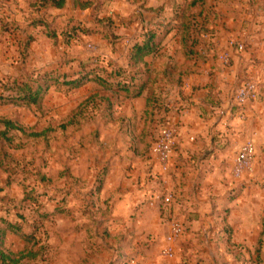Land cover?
I'll use <instances>...</instances> for the list:
<instances>
[{
	"label": "rangeland",
	"instance_id": "rangeland-1",
	"mask_svg": "<svg viewBox=\"0 0 264 264\" xmlns=\"http://www.w3.org/2000/svg\"><path fill=\"white\" fill-rule=\"evenodd\" d=\"M251 1L67 0L59 15L42 0H0V121L21 128L0 136V254L16 261L0 255V264H264V136L252 140L250 177L234 176L243 143L231 148L228 142L219 168L187 166L191 181L183 187L190 200L173 196L162 179L167 187L159 191L163 207L157 215L140 211L150 200L138 193L150 183L143 185L136 174L156 162L151 148L171 124L160 117L161 104L149 105L140 119L123 108L137 92L144 67V59L130 65L134 44L152 32L156 50L149 56H158L163 68L169 60L227 68L225 50L211 48L200 57L189 52L204 48L200 39L208 46L221 40L238 52L242 27L236 20L253 15ZM143 15L146 25L140 23ZM169 47L175 57H165ZM75 80L78 87L68 84ZM88 84L96 91L92 100L80 93ZM25 87L40 90L37 104L18 101ZM130 87L132 94L123 89ZM202 157L205 162L210 153ZM112 166L115 175L107 179ZM198 168L201 180L194 184ZM215 180L222 197L207 199L218 190ZM172 222L182 234L168 258L161 251Z\"/></svg>",
	"mask_w": 264,
	"mask_h": 264
},
{
	"label": "crops",
	"instance_id": "crops-1",
	"mask_svg": "<svg viewBox=\"0 0 264 264\" xmlns=\"http://www.w3.org/2000/svg\"><path fill=\"white\" fill-rule=\"evenodd\" d=\"M260 2L252 0L250 4H255L254 9L256 10H253V15L236 20L242 27V30L239 31V37L244 46L242 52H231L221 40L218 41L221 43L220 46L216 44L208 46V41L205 42L203 39H200V43L202 41L201 46H204L205 49L202 47V50L189 52L200 57V55L205 54L206 56V53L212 52L211 48L217 54H221L222 50H225L224 52L230 56V66L227 68H211L205 64L199 67V64L194 66V62L190 63L187 60V63L181 66L180 64L184 62H172L169 59V63L163 68L155 62L158 56L144 58V67L140 71L141 83L135 93L137 95H133L132 99H126L123 108L127 113H132V119L136 114L140 119L148 114L149 105L161 104L163 111H158V113L161 118H164L168 124L175 128L176 140L167 174L162 173L157 163L152 162L153 160L142 165L140 173L136 174V176H141L140 181L143 182V185L145 181L150 183L149 187L138 193L142 195L141 199L150 200L149 203L142 205L140 211L160 213L163 206L159 201L161 197H159V191L162 190V187H167L166 185L162 186V179L168 182V188L172 195L174 193L182 194L181 196L190 200L187 197L188 191L183 187L191 181V176L185 172L189 163L196 162L195 168H202V163H210L211 171L213 167L215 169L220 167L218 157L228 142H230L231 148L239 147L242 143L250 142V140L253 143L257 136H264V11L261 12L264 9V1L262 0L261 5ZM259 5L262 9H258ZM68 6L66 0L62 8L47 7L49 12L60 15V11ZM140 21L142 25H146L149 18L147 15H143ZM247 26H254L255 30L249 33L248 28L247 33L246 30H243ZM246 33L249 36L245 37ZM163 53L165 57L171 58L176 55L175 50L170 47L164 49ZM239 79H253L259 87V101L244 106V118L242 119L238 116L239 107L232 101V92ZM92 89V84L84 86L80 90V93H84L83 98L87 96L92 100L93 95L96 94V91H92ZM126 92L134 93L132 87L128 88ZM152 113L154 116L158 114L156 111ZM171 125L170 127H172ZM204 152L210 153V158L205 162L200 161ZM213 159L215 162L212 161ZM200 168H198V174L193 178L194 184L201 180L197 178L200 175ZM127 169L125 167L123 173ZM115 171L116 168L112 166L108 171L107 179L115 175ZM183 174H185V178L188 176L187 180L183 179ZM175 184L179 186L178 192L175 189ZM214 185L218 187V190L213 189V194L207 199L214 200L215 197L217 199L222 197L221 183L215 180ZM196 186L198 188V185ZM150 187H153L155 191H151ZM200 193H197L198 196ZM197 194L194 197L195 203L199 200ZM214 214L217 215V213ZM237 243L246 245L245 242ZM218 245L220 244L213 243L214 249H217Z\"/></svg>",
	"mask_w": 264,
	"mask_h": 264
},
{
	"label": "built area",
	"instance_id": "built-area-1",
	"mask_svg": "<svg viewBox=\"0 0 264 264\" xmlns=\"http://www.w3.org/2000/svg\"><path fill=\"white\" fill-rule=\"evenodd\" d=\"M243 44H237L236 50L242 52ZM224 63H228V56L224 54L222 57ZM259 97L258 84L253 80L242 81L232 94L233 103L239 107L238 116L244 118L243 108L248 103L255 102ZM176 140V132L169 125H164L160 130L156 142L151 148L153 155L161 172H167L169 168V160L171 158ZM255 156V146L252 142L242 144L235 156L233 174L236 178L250 177L253 173V160ZM169 202L168 198L164 199ZM182 227L177 222H172L166 237L167 245L162 249L161 253L165 257L172 256V244L181 236Z\"/></svg>",
	"mask_w": 264,
	"mask_h": 264
},
{
	"label": "trees",
	"instance_id": "trees-1",
	"mask_svg": "<svg viewBox=\"0 0 264 264\" xmlns=\"http://www.w3.org/2000/svg\"><path fill=\"white\" fill-rule=\"evenodd\" d=\"M42 1L43 3L47 4V6L54 7V8H62L65 3V0H42ZM85 7L86 5L82 6L81 8H85ZM154 38H155V34L152 32H149L146 38L142 42L136 43L131 47L130 54H129V60H130V65L132 67H138L140 64H143V59L146 56H149L155 52L156 48L154 44ZM98 82L102 86L106 85L102 80H99ZM68 84H71L74 87H78L79 80H75ZM123 89L125 91L127 90L126 88H123ZM39 92H40L39 89L36 90L35 92H32L28 87H25L23 91V96L19 98L18 101L26 102V104H30V105H35L38 102L37 95L39 94ZM0 124H2L3 127L5 128L4 132H0V136L4 137L7 130L21 131V128L15 126L10 121L2 120L0 121ZM0 255H1L2 261L4 262L5 261H10V263L16 262V261L11 260L9 256L3 255V254H0Z\"/></svg>",
	"mask_w": 264,
	"mask_h": 264
}]
</instances>
